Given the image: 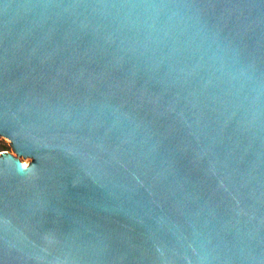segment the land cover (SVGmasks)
Segmentation results:
<instances>
[{
    "label": "water",
    "instance_id": "1",
    "mask_svg": "<svg viewBox=\"0 0 264 264\" xmlns=\"http://www.w3.org/2000/svg\"><path fill=\"white\" fill-rule=\"evenodd\" d=\"M0 264H264V0H0Z\"/></svg>",
    "mask_w": 264,
    "mask_h": 264
},
{
    "label": "rangeland",
    "instance_id": "2",
    "mask_svg": "<svg viewBox=\"0 0 264 264\" xmlns=\"http://www.w3.org/2000/svg\"><path fill=\"white\" fill-rule=\"evenodd\" d=\"M6 152H11L15 154L19 159H21V161H23V163L27 162L29 164L31 161V157L24 156V155L17 153L9 137L5 135H0V154L6 153Z\"/></svg>",
    "mask_w": 264,
    "mask_h": 264
},
{
    "label": "bare ground",
    "instance_id": "3",
    "mask_svg": "<svg viewBox=\"0 0 264 264\" xmlns=\"http://www.w3.org/2000/svg\"><path fill=\"white\" fill-rule=\"evenodd\" d=\"M21 163H22L23 166H27V164H28L27 162L23 163V161H21Z\"/></svg>",
    "mask_w": 264,
    "mask_h": 264
}]
</instances>
